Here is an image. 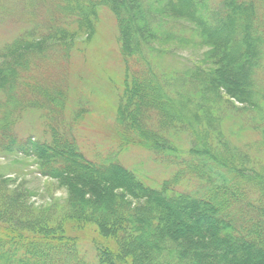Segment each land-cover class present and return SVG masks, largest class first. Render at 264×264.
Segmentation results:
<instances>
[{"label": "trees", "instance_id": "trees-1", "mask_svg": "<svg viewBox=\"0 0 264 264\" xmlns=\"http://www.w3.org/2000/svg\"><path fill=\"white\" fill-rule=\"evenodd\" d=\"M213 5L209 0H0V21L13 8L28 14L20 22L27 26L1 45L0 149L33 157L38 173L60 180L68 192L64 203L34 209L0 175V264H264V0ZM103 9L116 19L125 59L116 150H145L172 167L158 184L115 153L88 157L70 135L73 119L65 126L70 137L65 129L57 131L66 120L63 108L47 111L53 125L49 138L16 134L29 106L23 98L27 82L37 96L62 99V93L42 91L47 79L31 76L34 59L55 53L72 29L93 34ZM160 28L168 37L209 46V72L195 68L176 78L157 71L150 38ZM230 112L247 113L260 137L236 144L224 130ZM168 128L183 131L185 146L165 136ZM68 219L96 227L102 240L94 258L86 259L77 237L66 235Z\"/></svg>", "mask_w": 264, "mask_h": 264}, {"label": "rangeland", "instance_id": "rangeland-1", "mask_svg": "<svg viewBox=\"0 0 264 264\" xmlns=\"http://www.w3.org/2000/svg\"><path fill=\"white\" fill-rule=\"evenodd\" d=\"M217 1L209 0V4L215 6L213 4ZM12 10L14 13L6 15L0 21V50L4 42L12 41L19 29L27 26L20 22L28 14L26 16L21 14L18 8ZM36 17L44 18L42 14ZM165 20L170 19L165 18ZM238 22L240 23L239 19H237ZM161 26L169 35L168 26L166 24ZM162 29L160 28V33L150 38V44L156 49L154 53L156 70L175 75V77L187 76L188 71L195 68L200 69L201 73L209 72L211 65L205 60V53L209 46L198 44L197 40L190 42L186 38L178 40L172 35L168 37ZM174 30L179 29L174 28ZM118 34V25L114 15L103 9L98 13L93 34L88 33L86 28L72 29L70 36H67L62 43L56 44L61 48H55L54 50H57L55 53L34 59L32 63L34 73L31 76H35L36 81L47 79L45 82L47 87H43L42 91L46 95L62 93V99L49 100L47 97H41L38 92L39 96H37L31 90L32 84L27 82L25 86L27 96L23 95V98L29 106L24 109L25 111L16 123V134L20 138L27 136L39 139L49 138L51 134L49 128L53 125L47 121V111L55 107L63 108L66 120H63V126L59 125L60 130L57 131L62 133L61 129H65L67 121L73 119L70 135H73L72 138L76 139L81 150L83 149L88 157H103L115 153L120 162L135 168L140 176L156 184L168 175V172L170 175L172 167L161 165L154 154L151 155L145 150L135 147L123 151L116 150L117 144L115 143L118 140L116 135L119 129L115 126V121L118 120L116 115L118 116L120 94L124 87L122 82L123 68H125V59L121 53ZM182 34H185L184 31ZM65 48H67L66 54H64ZM60 50L61 55H59ZM132 63L133 61L130 60L131 67H133ZM131 67L128 72L129 78L134 70ZM177 85L180 86L179 82ZM47 88L50 89L47 90ZM42 91L40 93L43 94ZM31 101L38 103L33 105ZM256 127L250 122L247 113L241 112H235L234 115L230 112L224 122L225 132L236 144L251 140L255 142L260 137ZM64 131L65 137H70L68 135L70 130L65 129ZM164 134L180 147L185 146L187 142L183 131H172L168 128ZM2 151L0 149V175L5 177L6 187L23 192L22 201L34 209L65 202L68 194L65 184L60 180L38 173L33 157L20 153L17 155L13 152L3 154ZM226 213L229 214L228 211H219L218 215ZM65 229L67 236L77 237V240L81 242L86 259L95 257V245L102 239L93 224L68 219Z\"/></svg>", "mask_w": 264, "mask_h": 264}]
</instances>
